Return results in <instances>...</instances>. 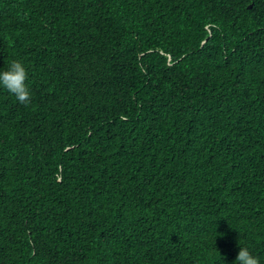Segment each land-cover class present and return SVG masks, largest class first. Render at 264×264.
<instances>
[{
  "label": "trees",
  "instance_id": "obj_1",
  "mask_svg": "<svg viewBox=\"0 0 264 264\" xmlns=\"http://www.w3.org/2000/svg\"><path fill=\"white\" fill-rule=\"evenodd\" d=\"M12 59L0 264H264V0H0Z\"/></svg>",
  "mask_w": 264,
  "mask_h": 264
},
{
  "label": "clouds",
  "instance_id": "obj_2",
  "mask_svg": "<svg viewBox=\"0 0 264 264\" xmlns=\"http://www.w3.org/2000/svg\"><path fill=\"white\" fill-rule=\"evenodd\" d=\"M0 89H5L20 104L28 105L31 103L32 92L29 85V71L24 62L19 59H12L6 66L0 67ZM218 260H220V255L217 257ZM234 264H261V261L246 244L240 242V250Z\"/></svg>",
  "mask_w": 264,
  "mask_h": 264
}]
</instances>
